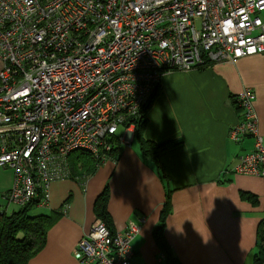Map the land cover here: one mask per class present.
Wrapping results in <instances>:
<instances>
[{
	"label": "built area",
	"instance_id": "1",
	"mask_svg": "<svg viewBox=\"0 0 264 264\" xmlns=\"http://www.w3.org/2000/svg\"><path fill=\"white\" fill-rule=\"evenodd\" d=\"M262 54L264 0H0V169L14 172L7 208H47L74 156L102 165L116 141L130 145L166 74ZM255 102L250 89L238 96L229 136L255 140L234 173L264 180ZM142 224L115 232L98 219L75 258L133 264Z\"/></svg>",
	"mask_w": 264,
	"mask_h": 264
},
{
	"label": "crops",
	"instance_id": "2",
	"mask_svg": "<svg viewBox=\"0 0 264 264\" xmlns=\"http://www.w3.org/2000/svg\"><path fill=\"white\" fill-rule=\"evenodd\" d=\"M246 89L256 95L264 139V54L166 74L148 109L144 137L172 144L161 156L168 185L143 158L135 135L92 174L81 169L84 157L74 156L71 178L52 184L49 206L29 209L57 215L46 248L30 264H80L76 247L98 220L96 203L104 194L115 232L145 219L132 244L133 264H156L162 255L156 234L168 202L162 233L172 264H255L264 180L234 173L239 159L254 151L255 140L229 136L240 122L237 98ZM13 184L14 172L0 169V207L9 214L21 209L7 208L4 199Z\"/></svg>",
	"mask_w": 264,
	"mask_h": 264
},
{
	"label": "trees",
	"instance_id": "3",
	"mask_svg": "<svg viewBox=\"0 0 264 264\" xmlns=\"http://www.w3.org/2000/svg\"><path fill=\"white\" fill-rule=\"evenodd\" d=\"M156 96V95H155ZM154 100V99H153ZM153 100L151 101L152 105ZM145 111V118L138 122L135 127L136 142L139 144L141 154L147 163L153 164L159 176L168 185L169 178L166 174L165 168L161 162V156L170 149L172 144L167 143L158 145L145 139L144 132L147 124V112ZM119 141H116L110 158L117 156L119 152ZM84 157L82 163V170L84 173L92 174L101 165L98 164L91 156L80 154ZM108 198L106 194L101 196L96 203V212L98 219L103 220L107 226L111 228L109 218L107 216ZM34 205L26 208H21L18 212L9 214L4 212L0 214V264H30L39 253H41L47 246L48 234L57 220V215L50 216H29V209ZM170 203L168 202L163 212L162 223L159 229L160 232L156 234V240L162 250V255L168 258L169 263L172 264V257L169 246L163 236L162 230L165 225V219L168 214ZM254 263L264 264V221L259 225L257 246L254 253Z\"/></svg>",
	"mask_w": 264,
	"mask_h": 264
},
{
	"label": "rangeland",
	"instance_id": "4",
	"mask_svg": "<svg viewBox=\"0 0 264 264\" xmlns=\"http://www.w3.org/2000/svg\"><path fill=\"white\" fill-rule=\"evenodd\" d=\"M45 1H51V0H45ZM134 132H135V128H134ZM123 132H121V134H122ZM120 134V135H121ZM14 209H18V207H16V206H12ZM48 210H46V209H43V208H40L39 210H34V211H30L29 212V216H41V215H47V212ZM47 216H50V215H47Z\"/></svg>",
	"mask_w": 264,
	"mask_h": 264
},
{
	"label": "water",
	"instance_id": "5",
	"mask_svg": "<svg viewBox=\"0 0 264 264\" xmlns=\"http://www.w3.org/2000/svg\"><path fill=\"white\" fill-rule=\"evenodd\" d=\"M157 230H159V228Z\"/></svg>",
	"mask_w": 264,
	"mask_h": 264
}]
</instances>
